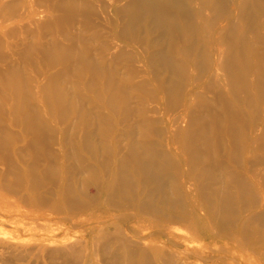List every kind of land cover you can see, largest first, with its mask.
Here are the masks:
<instances>
[{"label":"bare ground","instance_id":"1","mask_svg":"<svg viewBox=\"0 0 264 264\" xmlns=\"http://www.w3.org/2000/svg\"><path fill=\"white\" fill-rule=\"evenodd\" d=\"M93 1L94 3L90 0H58L50 6L53 12L81 13L85 19L92 21L83 25L85 29L81 31L82 37H78L77 48L68 47L70 45L60 46L54 40L56 38L49 45H45L41 35H38L39 46H29L26 51L31 53L37 49L43 56L46 69H51L56 64L64 66L62 75L56 77L49 74L46 82L41 85L43 101L60 122H68L71 114H77L67 102L61 87L66 79L63 76L69 71L73 60H76L75 70L78 77L74 88L77 91L97 92L96 96L103 99L104 107L109 109L112 115L100 114L93 118L87 110L80 112L77 116L79 133L69 136L63 132L64 140L59 148L62 153L59 162L55 164L51 159L53 153L49 150L55 138L47 128L48 120L33 114L25 102L20 100L22 75L18 68L9 65L0 72V88L12 91L11 107L22 121L20 141L25 145L21 149L15 148L17 136L10 131V124L2 117L0 104V163L7 165L9 174L13 173L11 171L16 166L11 161V152L20 162L30 160V173L38 174L42 165L41 157L45 156L44 176L48 181L54 180L56 173H61L60 181L63 184L60 185V191L58 190V201L56 204L49 203L43 212L46 217L56 213L55 205L58 204L67 205L72 219L77 224L102 220V214H96L102 203L107 207L133 211L136 219L132 227L137 234L136 238L131 235L133 233L128 235L119 225L113 228L96 226V242L93 246L101 249V253L107 258V264H121L120 260L125 264H193L188 260V251L204 258L208 250L216 247L219 248L217 251L221 257H228L233 262L262 263L264 59L259 57H264V47L259 45L257 37L241 35L240 31L243 28V18L250 24L257 22L264 31V0L253 2L254 13L247 12L244 7L248 0H230L229 9L227 0H189L198 15L194 28L202 35L205 47L209 50L214 48V54L218 56L217 70L222 71L230 84L238 90L243 91L247 86L253 92L256 102L252 106L255 111L245 113L234 109L222 95H217L216 101L199 97V103H195L196 98L192 92L185 96L182 80L190 76L193 52L189 48L180 49L179 41L186 43L190 40L187 25L191 17L184 0H128L119 9L116 14L119 30L111 29V39L120 40V43L142 41L147 44V50L152 46L157 50L145 51L148 54L146 62L143 60L146 64L145 74L136 73L134 70L127 72L124 78L119 79L118 84L117 75L109 59L130 60L131 56L125 48L112 46L101 28L102 24L108 26L104 6L99 3L101 0ZM8 6L12 9L17 8L18 4ZM209 11L214 13V17L208 20ZM29 14H20L19 20H28ZM70 16L51 15L52 19L46 22V26L64 22L69 25L73 22V16ZM94 17H99L100 20L95 21ZM234 18L239 24L236 30L237 39L232 46L229 40L235 32ZM226 26L229 31L222 34ZM84 32H88L89 39L83 37ZM142 32H145L144 36ZM64 36L67 40L74 37L71 33ZM92 40L98 43L96 51L90 48L89 41ZM2 42L0 39V48L3 47ZM174 49H177L176 53ZM230 49L234 50L231 55ZM177 56L185 57L186 60H178ZM85 77H89L88 82L83 81ZM151 87L154 90L157 88L163 94L164 97H160V100H165L170 106L183 108L181 117L185 126L180 135L185 166H181L178 163L180 160L168 152L164 141L154 138L158 120L153 115L154 110L146 107L147 101L152 97ZM130 90L135 91L137 95L136 112L131 105ZM239 100L244 101V97L241 95ZM84 102H87V99L82 96L80 103ZM217 106L220 108L215 110L214 107ZM252 106L250 104V107ZM133 117H137L136 123L128 124L126 129H120L117 136L112 137V127L115 128L123 120H132ZM246 117L248 125L245 124ZM94 126L99 127L97 132L94 131ZM96 134L102 138L100 144L93 139ZM110 134L113 138L111 147L105 142ZM121 137L125 143L121 142ZM101 149L104 153L114 154L111 160L113 170L107 174L109 179L106 184L97 183L98 176L92 163L96 161L99 166L107 167V159L104 162L99 161L98 153ZM5 180L8 182L10 178ZM90 187L96 192L91 194ZM15 194L16 187L13 184L0 183V210L29 212L20 207L17 201L10 202L9 199ZM101 195L106 199L98 204ZM91 202L94 204H90ZM85 211H89V214L81 215ZM151 228H155L158 233L147 236ZM115 232L126 235H123V245L119 244L121 241L118 243L110 238ZM67 239V233L62 239L48 237L52 242H65ZM169 244L181 245L182 250L175 251ZM110 247L113 248L112 251H109ZM78 248L71 246L68 253L59 252L57 255L64 262L75 264L83 259ZM254 255H257V258ZM202 258L199 259L204 261ZM194 263L202 264L197 261Z\"/></svg>","mask_w":264,"mask_h":264},{"label":"rangeland","instance_id":"2","mask_svg":"<svg viewBox=\"0 0 264 264\" xmlns=\"http://www.w3.org/2000/svg\"><path fill=\"white\" fill-rule=\"evenodd\" d=\"M44 1L45 0H0V39H2L3 41L2 42L3 47L0 48V57H1L0 72L4 71L5 68L9 65H12L20 70L23 79V87H22L20 100L23 103L25 102V104L28 106L29 110L33 114H35L40 118H44L48 120L47 128L52 131L55 138L54 143L50 145L49 150L51 153H53V155H51L52 156L51 159L56 164L57 161L59 162L62 153V149L60 150L59 148L64 140L63 132L65 131L69 136L76 135L77 133H79L77 126L78 125L77 116L80 115V112H82L83 110H87L89 112L90 117L93 118H95L97 115L100 114L111 116L112 112L104 107L102 102L103 99L98 98L96 96L97 92L92 93L93 91L90 92V90L77 91L74 88L75 84L78 82V77L75 70L76 60L72 61V65L70 66L69 71L65 76H63L66 79L61 84V87L62 90L65 92V98L67 102L72 105V107L74 108L77 114L75 113L71 114L68 122L67 121L60 122L56 114L53 113L51 109L48 107V104L43 101V92L41 90V85L46 82V78L49 74H53L56 77L62 75V70L64 66L62 64H56L51 69H46L45 67L46 63L43 59L42 54L37 49L33 50L31 53H27L26 51L27 48L29 46L32 47L39 46L37 39L38 35H41L42 41L45 45L47 44L49 45L50 43L53 42L52 40L56 38L54 40L60 46L70 45L68 47L77 48L79 45L78 37L81 36L82 34L81 31L84 28L83 25L86 22H92L88 19H85L81 13L73 14L72 12H67V11L53 12L50 6L55 2H57L58 0H46L45 2ZM90 1L94 3L93 0ZM184 1H185V6L188 9L191 17V21L187 25V33L190 36V40L186 43L179 41L181 42L180 49L182 47L189 48L193 52L192 54L193 62L190 70V76L182 80V86L184 88V92L186 93L185 96H188L189 93L192 92L194 94L193 96L196 98L194 100L195 103H199L197 100L199 99V97H205L206 99L216 101L217 95H222L225 98V100L229 104H231V106L234 109H239L241 111H244V113L245 111H251V110L255 111L253 109V106L256 101L253 98V92L250 90V88L245 86L243 91L238 90L235 86L230 84L229 80L222 71L217 70L219 60L217 54H214L215 53L214 48H211V50L207 49L205 47L203 40L201 39L202 35L198 34L197 29L194 28V25L197 24L198 22V15L195 6L189 0L187 1L184 0ZM127 2L128 0H101V2H99L102 6H104L108 19L107 20L108 26L104 24L101 25L102 31L106 36H108L109 39L108 38L107 39L111 42L112 46H116V47L121 46V48H125L126 51L130 53L131 56L130 60L126 58H121L122 60L118 59L117 61L115 59H109L110 63L113 65L112 69L115 71L117 75L116 84H118L119 79H122L126 76L127 72L134 70L136 71V73L145 74L144 72L146 70L145 62L148 57V54L145 51L152 52L157 50L156 47L154 46H152L150 49L147 50V44L143 43L142 41L141 42L138 41L135 43L134 42L126 43L121 41L120 43V40L111 39L110 36L112 31L111 29L113 28L116 31L119 30V21L117 20L118 18L116 14L119 11V9H121L122 6H124V4H126ZM227 2H228L227 8L229 9V5L231 4L230 0H227ZM253 2H255V0H248L247 2L244 3V7L247 12L254 11ZM13 3L18 4V7L12 9L9 8L8 4L12 5ZM25 12L28 14L30 13L29 19L23 21L19 20V15L20 14L23 15ZM60 13L73 16V22H72L73 24L69 23V25H67L66 22L62 24L52 23L49 27H47L46 22L52 19L51 15L57 16V15H61ZM15 17H17L18 19ZM208 17H209L208 20L210 18H213L214 13L212 11H209ZM97 19L100 20L99 17H94L95 21H98ZM233 20H234L233 26L235 27V32L234 35L229 40L230 45L232 46L234 45V42L237 39L236 30L238 29V24H239L236 18H234ZM256 23L257 22H255V24H250L246 20V18H243V28L242 31H240L241 32L240 34L245 35L247 37L249 36L257 37L259 41V45H261V47H264V31H262V29ZM228 31H229V27L226 26V28L222 30V34H227ZM66 33H71L74 36L73 39L67 40L64 36L66 35ZM141 34L142 36H144L145 32H142ZM83 37L89 39L90 36L88 32L86 33L84 32ZM89 45L90 48H92L93 50L95 49L94 51H96V48L98 47L97 46L98 43L92 40L89 41ZM20 49L22 52L19 51ZM176 50L177 49H174L175 53ZM233 53L234 50L230 49L229 54L231 55ZM259 58L264 59L262 55ZM176 59L181 61L186 60L185 57H181V56H177ZM36 60H38L39 62H37ZM83 81L88 82L89 77L83 78ZM189 85L190 87H188ZM36 86L37 89H35ZM191 88L193 90H191ZM35 90H37L38 93ZM11 92L12 91H10L7 88L4 87L0 88V104L2 105L1 115L6 120V122L10 124V131L17 136L18 141L15 142V148L21 149L25 145L23 141H20L22 140L21 137H22L23 125H22V121L20 120V118H18L17 114L11 107L12 104ZM241 95L242 97H244V101L242 100L243 102L242 101L240 102L239 100L241 99ZM82 96H84L87 99V102L80 103V98ZM151 96L152 97L147 101L146 107L154 110L153 115L158 120V124L156 125L157 133L154 138L164 141L166 143V146L164 147L167 148L168 152L174 154V156H176L177 159L180 160V161L178 160L179 161L178 163L181 166H185L183 162L184 153L182 152L183 149L181 148V135H180L181 129L185 126V122L182 120L181 117V112L183 111L182 110L183 108L181 106H174V107L170 106L168 102H166L165 100H160L159 98L160 97L163 98L164 96L162 93H160L157 90V88L156 90H154L151 87ZM130 97H131L132 108H134V112H136L138 107L136 92L130 90ZM250 104L251 106L252 105L253 106L250 107ZM214 108L215 110H218L220 107L217 106ZM166 117L168 121H166ZM136 122H137V117H133L132 120L131 119L123 120L121 124L118 123L115 128L112 127L113 129L112 132L113 134L111 133L112 137L113 135L117 136V134L120 132V129L121 130L126 129V126L128 124L130 123L133 124ZM245 122L246 125L249 124L247 117L245 118ZM95 126H94V131L97 132V129H99V127H95ZM111 134L108 135V138H106L105 140L107 146L110 145V147L112 146V139H113L111 138ZM93 139L94 141H98L99 144L102 141V138L99 137V134H96ZM120 140L122 143H125L123 137H121ZM9 154L11 161L16 167L13 168V171H11L13 173L9 174L10 171L8 170L7 165L0 163V183L3 184L10 182L11 184H13L16 187V194L11 196V198L9 199L10 202L17 201L20 207H22L25 210H28L29 212L27 213L24 211L4 212L0 210V264H68L64 262L57 254L59 252L68 253L70 251L71 246L74 247L76 246V248H78L79 246L78 250L80 254L83 255V259L80 260L79 262H76L75 264H107L105 262V259L107 258L105 257V255L101 253V249L99 247H97L98 248L97 249L96 246L95 247L93 246L94 243L96 242L94 241L95 240L94 232L96 230V226L98 227L105 225L106 227L110 226L113 228V226L119 225L123 231L128 232V235L133 233L131 235L133 236V238H136L135 236L137 234L132 227L136 219L135 215L132 214L133 211L128 209L122 210L118 208L107 207L105 203H102L106 199L105 197H103L104 195H101V197L98 200V204L102 203L101 204L102 207L101 209H97L96 211V214H102L101 216L102 220H89L87 221V223L77 224V222H75L72 219V214H70V210L67 207V205H63V204H62L63 206L59 204H58L59 206L55 205L56 206L55 208L57 209L56 213L52 215H47L46 217L43 214V212L46 211L49 203L51 202L52 204H56L58 201L57 194L60 191L59 189L61 188L60 185L63 184V182L60 181L61 173L58 174L56 173V177L54 178V180L49 182L48 179L44 176V165L46 163L44 159L45 156L41 157L42 165L40 166V173L31 174L28 167L30 160H26L25 163H23L20 162L18 157L14 156L11 152ZM98 156H99L98 157L99 161L101 162H104V160L106 159L108 160L107 167L99 166L98 162L96 161L92 162L94 164V167L96 168V173L98 176L97 183L106 184L109 179L108 175L110 171L113 170V165L111 160H113L114 154L107 152L104 153L103 150L101 149L99 150ZM251 160L253 161L254 158ZM93 164L91 165L93 166ZM62 167L64 168V166ZM6 178H10V180L6 182L5 180ZM31 188L34 189L31 190ZM90 192L92 194L96 191L94 190V188L90 187ZM115 203L117 204L118 202L116 201ZM90 204H94V203L91 202ZM80 205L82 206V203ZM88 214L89 211H85L81 213V215H88ZM88 226L89 227L92 226V227L89 228ZM156 231L157 230L155 228H151L147 232L148 233L147 236L153 234L154 232L158 233ZM66 233L68 239L65 242H58V241L52 242L51 240H48V237L50 238L55 237L57 239H62ZM120 234L121 233L118 232L112 233L110 235V238L112 237L113 240L118 241V243L121 241L119 244L123 245L122 241L124 239V236L126 235L124 234L120 235ZM170 247L175 251L182 250L180 249L182 248L181 245L180 246L170 245ZM112 250L113 248L110 247L109 251ZM217 250H219V248L217 247L212 248V250H208L204 258H202V256H199L198 254L196 255V253L193 251H192L193 253L191 251L190 252L188 251L187 254L189 256L188 260L192 261L193 264H196L194 263L196 261L202 264H211L212 262L216 264H229V262H232L233 264H240L238 262L231 261L230 258L228 257H221L220 256L221 254ZM256 256L257 255H254V257ZM199 258H202V260L204 261H201ZM120 263L125 264L122 260H120ZM258 264H264V261Z\"/></svg>","mask_w":264,"mask_h":264}]
</instances>
